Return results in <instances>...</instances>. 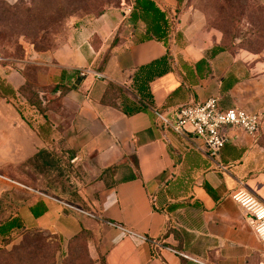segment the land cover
I'll return each mask as SVG.
<instances>
[{"label":"crops","instance_id":"crops-1","mask_svg":"<svg viewBox=\"0 0 264 264\" xmlns=\"http://www.w3.org/2000/svg\"><path fill=\"white\" fill-rule=\"evenodd\" d=\"M157 1L169 18L176 16L167 46L125 45L122 36L108 44L93 28L86 45L37 53L34 74L0 72L17 96L0 99V214L64 243L86 231L91 255L102 264H264V242L232 199L247 192L264 205V43L258 50L226 47L212 56L213 47L226 45L205 28L203 14L184 0L179 6L177 0ZM248 1L261 4L264 19V0ZM120 24L102 29L109 33ZM167 50L171 71L149 84L153 109L127 116L123 107L102 102L108 84L131 94L136 69ZM92 67L102 79L76 81L79 70ZM39 82L46 90L39 91ZM27 83L45 116L37 112L41 119L32 125L8 103L18 101ZM208 99L225 110L259 115L255 138L238 134L211 157L201 142L155 121V111ZM42 151L59 158L74 154L71 163L96 174L92 192L59 200L24 167Z\"/></svg>","mask_w":264,"mask_h":264},{"label":"rangeland","instance_id":"rangeland-1","mask_svg":"<svg viewBox=\"0 0 264 264\" xmlns=\"http://www.w3.org/2000/svg\"><path fill=\"white\" fill-rule=\"evenodd\" d=\"M184 4L203 14L205 28L225 47L258 50L263 45L264 19L260 3L184 0ZM130 7V0H0V72L6 75L17 72L21 76L34 74L35 69L40 68L32 65L37 53L86 45L93 28L99 30L102 39L109 38L108 44L113 40L114 45L119 36L127 37L125 45L138 41L143 28L129 22ZM253 9L257 14H252ZM112 22L121 24L116 31L104 32L102 28ZM36 84H40L39 91L46 90L41 82ZM22 88L18 101L8 103L26 125H32L41 118L29 104L36 100L40 103V100L34 98L36 89L28 83ZM95 178L96 174L87 165L66 162L60 169V184H57L62 193L59 200L69 203L73 198L90 194ZM32 181L30 184L34 185ZM32 237L37 238L30 242ZM88 244L86 236L66 246L44 233L17 232L0 248L3 251L0 264H100L93 259Z\"/></svg>","mask_w":264,"mask_h":264},{"label":"trees","instance_id":"trees-1","mask_svg":"<svg viewBox=\"0 0 264 264\" xmlns=\"http://www.w3.org/2000/svg\"><path fill=\"white\" fill-rule=\"evenodd\" d=\"M177 2L179 6L182 0H177ZM130 3L131 7L128 15L129 22H131L133 26L141 24L143 28L139 32L141 33L140 39L135 42L133 41L132 43L139 44L147 41H156L167 46L168 41L171 39L172 34L174 33V18H176V16L174 18H169L168 10H161L157 0H130ZM175 13L176 15L179 13L178 8H176ZM225 50H227L226 47H213L210 50V55L214 56ZM105 60L106 57L103 59L101 63L102 65L104 64ZM171 64L172 59L169 51L167 50L165 56L136 69L130 88V92L132 94L131 98L128 97L122 88L113 84H108L105 95L102 98V102L107 103L116 109H118L120 106L123 107V112L127 116L153 109L152 98L149 92V84L155 79H158L169 73L172 69ZM80 80L81 79L76 78V81ZM62 91L63 93H66L65 91H68V89L64 88ZM6 97H12L13 99L17 98L14 91L9 86L4 85L3 81H0V99ZM29 105L31 108H34L41 116H44V110H42L41 101L40 103L38 100L32 102L30 101ZM73 155L74 154L70 152H63V156L59 158L48 151H42L36 154L32 159L28 160L24 164V167L29 168L34 174L39 175L42 178L46 188L55 189L52 193L57 196H61L62 193L57 187V184H60V169L66 164V162L69 161L71 163L72 160L70 159ZM72 201H75L74 198L71 200V202ZM17 232L42 233L38 231L25 230L21 222H19L17 219L10 220V218H4L0 214L1 247L8 243L11 236ZM82 236H86L87 240L89 239L88 233L86 231H82L66 243H64L61 238H54L60 244H66V246H68ZM36 238L32 237L29 241L32 242ZM2 253L3 251L0 249V255ZM100 264H102V262H100Z\"/></svg>","mask_w":264,"mask_h":264},{"label":"built area","instance_id":"built-area-1","mask_svg":"<svg viewBox=\"0 0 264 264\" xmlns=\"http://www.w3.org/2000/svg\"><path fill=\"white\" fill-rule=\"evenodd\" d=\"M89 76L96 80L103 78L99 73L88 69L79 70L76 74L78 79ZM154 117L162 129L179 136L189 135L201 142L205 152L211 157H217L238 134L255 138L261 124L259 115L236 109H222L216 99L178 106L165 113L155 111ZM232 199L248 215V224L254 236L264 242V205L247 192L238 193Z\"/></svg>","mask_w":264,"mask_h":264}]
</instances>
